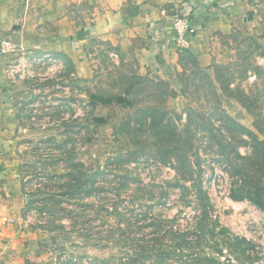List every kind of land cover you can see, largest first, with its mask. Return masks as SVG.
Instances as JSON below:
<instances>
[{"label": "rangeland", "instance_id": "rangeland-1", "mask_svg": "<svg viewBox=\"0 0 264 264\" xmlns=\"http://www.w3.org/2000/svg\"><path fill=\"white\" fill-rule=\"evenodd\" d=\"M249 4L207 65L175 41L170 73L105 36L66 53L0 39V159L42 262L264 264V210L232 198L264 202V0Z\"/></svg>", "mask_w": 264, "mask_h": 264}, {"label": "crops", "instance_id": "crops-1", "mask_svg": "<svg viewBox=\"0 0 264 264\" xmlns=\"http://www.w3.org/2000/svg\"><path fill=\"white\" fill-rule=\"evenodd\" d=\"M31 1L32 9L38 12L33 15V11L25 12L24 0H0V39L11 36L24 45L66 53L70 41L76 44L105 36L110 47L126 49L139 44V68L157 60L156 67L163 73L172 72L168 63H173V47L178 40L175 18L186 19L193 28L186 34L185 44L200 65H207L211 59L209 36L224 32L225 26L238 22L250 7L249 0ZM75 6L79 9L71 11ZM8 169L0 159V264H45L35 254L37 245L32 235L19 223V212H12L22 203L16 196L20 183ZM4 217L16 218L17 222L5 224Z\"/></svg>", "mask_w": 264, "mask_h": 264}, {"label": "built area", "instance_id": "built-area-1", "mask_svg": "<svg viewBox=\"0 0 264 264\" xmlns=\"http://www.w3.org/2000/svg\"><path fill=\"white\" fill-rule=\"evenodd\" d=\"M174 24H175L177 35H178V41L181 44H185L186 34L192 33L193 28L188 24L186 19H183L180 17L175 18ZM1 46L2 48H4V50H11L13 48V45L7 41H3Z\"/></svg>", "mask_w": 264, "mask_h": 264}, {"label": "trees", "instance_id": "trees-1", "mask_svg": "<svg viewBox=\"0 0 264 264\" xmlns=\"http://www.w3.org/2000/svg\"><path fill=\"white\" fill-rule=\"evenodd\" d=\"M258 189H255L254 191H249L245 196H232L235 200H240L242 198H246L248 200H252L259 208L264 210V202L259 198L258 196Z\"/></svg>", "mask_w": 264, "mask_h": 264}]
</instances>
